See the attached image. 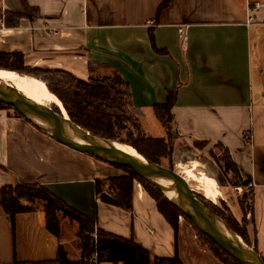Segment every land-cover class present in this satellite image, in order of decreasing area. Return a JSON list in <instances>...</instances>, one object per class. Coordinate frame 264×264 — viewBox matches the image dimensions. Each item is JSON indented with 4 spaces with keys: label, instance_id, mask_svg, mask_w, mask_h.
Wrapping results in <instances>:
<instances>
[{
    "label": "crops",
    "instance_id": "crops-1",
    "mask_svg": "<svg viewBox=\"0 0 264 264\" xmlns=\"http://www.w3.org/2000/svg\"><path fill=\"white\" fill-rule=\"evenodd\" d=\"M24 1L34 17L10 26L21 2L0 0V53L21 54L26 67L83 81L114 69L129 87L140 123L174 92L175 148L191 151L193 142H205L227 150L240 179L252 183L253 230L264 232V0H171L160 11L164 0ZM176 149L173 163L180 164ZM189 162L182 174L219 193L213 178L193 173L200 161L181 163ZM203 163L219 173L211 160ZM0 166L6 169L0 197L3 187L40 185L97 229L133 239L151 257L174 256V231L139 184L130 212L100 202L95 181L121 176L118 169L68 149L6 110H0ZM58 245L42 211L17 214L12 232L0 205V264H51Z\"/></svg>",
    "mask_w": 264,
    "mask_h": 264
},
{
    "label": "trees",
    "instance_id": "trees-1",
    "mask_svg": "<svg viewBox=\"0 0 264 264\" xmlns=\"http://www.w3.org/2000/svg\"><path fill=\"white\" fill-rule=\"evenodd\" d=\"M170 1L164 0L159 11L168 6ZM20 2L21 10L9 16L11 20L13 18V22L8 23L10 26H15L18 20L27 14L34 17L32 9L25 1L20 0ZM7 16L8 13L5 14V17ZM0 70L32 77L44 83L48 92L61 102L69 120L91 136L131 147L136 153L158 166H161L164 160L167 163L165 168L173 169L172 154L176 131L172 128L171 108L176 97L174 92L168 94L166 103L152 107L155 118L167 135V138H153L146 135L139 119L141 114L133 108L129 87L114 69H110L108 74L91 76L87 81H83L61 70L41 71L38 68L26 67L21 54L0 53ZM51 108L59 113L56 105L52 104ZM0 110H6L15 117L23 118L11 107L2 103H0ZM37 130L43 132L38 128ZM203 144L205 145L204 142H193L195 148H203ZM220 149L221 157L215 161L223 174L226 176L232 174L237 180H241L239 170L233 163L229 152L221 147ZM110 165L118 169L122 175L95 181L97 200L130 212L133 183L139 182L155 202L159 214L174 231L175 254L172 258L151 257L133 239H125L97 229L90 217L71 208L40 185H15L1 189L0 205L7 216L11 231L14 232V219L17 214L40 210L45 215V229L59 241L55 259L51 264H184L178 249V233L181 224L179 219H181L200 236L202 243L208 246L220 264H239L201 234L190 218L158 189L129 169ZM0 171L6 172V169L0 166ZM104 183H107V193L103 192ZM246 185L247 183H242V186ZM194 196L210 213L223 221L232 233L240 236L243 242L250 246L245 228L242 225L240 227L230 214L225 215L206 204L196 194ZM72 224L76 225L73 238L78 252L74 257L71 256L67 244L60 243L65 240L64 230ZM94 232L95 238L93 237ZM253 248L256 250L254 245ZM13 264L20 263L14 261Z\"/></svg>",
    "mask_w": 264,
    "mask_h": 264
},
{
    "label": "water",
    "instance_id": "water-1",
    "mask_svg": "<svg viewBox=\"0 0 264 264\" xmlns=\"http://www.w3.org/2000/svg\"><path fill=\"white\" fill-rule=\"evenodd\" d=\"M0 103L11 107L31 125L68 149L127 168L158 189L170 201L174 199L183 203L186 209L178 208L190 218L197 230L239 264H264L263 258L253 246L240 241L219 218L210 213L194 196L187 181L173 169L148 161L131 147L91 136L72 123L67 115L65 118L57 106L59 113L53 111L51 105L26 98L3 81H0Z\"/></svg>",
    "mask_w": 264,
    "mask_h": 264
},
{
    "label": "rangeland",
    "instance_id": "rangeland-1",
    "mask_svg": "<svg viewBox=\"0 0 264 264\" xmlns=\"http://www.w3.org/2000/svg\"><path fill=\"white\" fill-rule=\"evenodd\" d=\"M40 70L43 71L42 69ZM105 74L101 73V75H105ZM92 77H96V75ZM41 103L43 104V102ZM48 105H52V104H48ZM145 114L146 115H144L143 113V118L145 117L146 119L143 121V123L141 122L144 131L149 132L151 137L153 138H167L165 130L158 122V120L154 117L152 110L146 111ZM122 135L124 137V133H122ZM173 144H174L173 145V150H174L176 149L175 147L178 146L179 144H177L175 141ZM191 146L195 150L190 151L186 149L183 151L184 148H182L179 149L182 152H179L178 148L176 149L175 154L180 155V157L182 158L179 161L176 160V162H180V164H182L181 162L185 159L191 161L192 160L200 161V166H195L193 173L198 178L200 176V173H203L205 176L211 179L213 178L219 190V193H215V192L213 193L204 190L203 185L200 182H198V179L187 178L186 176H184V174H182L183 169L191 168L193 166L192 165L193 163L190 162L186 163L187 165H184L183 163L181 165L182 167H180L179 166L180 164L173 163V159H172L173 170L177 174L185 178L193 193L199 196L202 200H204L206 204L216 208L225 215L230 214V216L237 221L240 227L242 225L246 230L250 246H253V243L257 241L256 251L260 257L264 258V232L261 231V234H258L256 236L253 230L254 225L252 224L251 221L250 188H248L247 185L242 186V183H246V182L242 180H237L235 177H233L232 174H228L227 176L223 174V171H221L217 162L215 161V159L218 160L221 157V149L219 146L214 144L212 145L209 143H205V145L203 144L202 145L203 148H195L193 145ZM201 151H204V154ZM204 158L211 160L212 163L215 165V168L216 166L219 168V173L218 172L216 173L214 170L209 169L210 165L207 168L205 163H203ZM166 165H167L166 161L162 160L161 166L166 167ZM208 171H211L212 174H210ZM214 173H216L215 176H212ZM136 184H139L141 188L145 191L142 185L137 181L133 183V186ZM107 189H108L107 183H104L103 192L107 193ZM179 221L181 222V224L178 233V249L183 263L184 264H220L218 260L213 256V253L209 250L208 246L202 243L200 236L192 229V227L181 219H179ZM75 230H76L75 224L70 225L69 227H67V229L64 230V239H65L64 243L67 244V248L70 251L72 257L76 256L78 253L76 251V242H74L75 240L73 238V234ZM235 236L239 238L240 241L243 242V239L240 236L236 234ZM93 237L95 238V232L93 234Z\"/></svg>",
    "mask_w": 264,
    "mask_h": 264
},
{
    "label": "bare ground",
    "instance_id": "bare-ground-1",
    "mask_svg": "<svg viewBox=\"0 0 264 264\" xmlns=\"http://www.w3.org/2000/svg\"><path fill=\"white\" fill-rule=\"evenodd\" d=\"M0 81H3L7 84H10L16 91L25 96L28 99H31L37 103L48 105H56L63 113L65 117V111L62 107L61 102L51 93L48 92L46 86L41 81L28 77L21 76L17 73L7 72L0 70ZM48 103V104H47ZM66 118V117H65ZM39 125L44 126L42 122H38ZM171 201L179 208L186 209L183 203H180L177 200L171 199Z\"/></svg>",
    "mask_w": 264,
    "mask_h": 264
},
{
    "label": "built area",
    "instance_id": "built-area-1",
    "mask_svg": "<svg viewBox=\"0 0 264 264\" xmlns=\"http://www.w3.org/2000/svg\"><path fill=\"white\" fill-rule=\"evenodd\" d=\"M258 6H259V4L258 3H255L254 5H253V9H256V8H258ZM250 11V10H249ZM247 187L248 188H251L252 187V183H247Z\"/></svg>",
    "mask_w": 264,
    "mask_h": 264
}]
</instances>
